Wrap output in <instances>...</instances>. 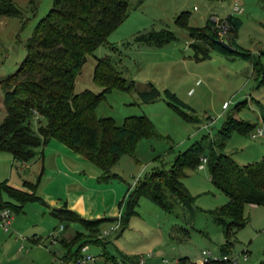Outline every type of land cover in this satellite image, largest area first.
<instances>
[{"label": "rangeland", "instance_id": "rangeland-1", "mask_svg": "<svg viewBox=\"0 0 264 264\" xmlns=\"http://www.w3.org/2000/svg\"><path fill=\"white\" fill-rule=\"evenodd\" d=\"M13 1L20 12L0 14V122L5 116L1 80L14 73L22 63L29 38L54 0ZM237 1L242 10L235 12L241 19L235 40L257 54L264 48V0ZM234 4L235 0H130L128 17L111 32L107 43L87 55L75 80V92L86 88L95 92L102 90V86L93 80V71L98 57L109 56L127 79L136 81V85L130 90L112 88L98 104L97 115L111 116L118 125H122L128 115L147 114L159 133L156 137L139 139L134 154H123L112 167L111 171L116 176L101 181L114 182L118 192L124 191L123 198L130 187L153 170L171 168L177 155L195 141H200L206 151L211 145L218 144L221 141L219 130L229 115L249 122L252 127L245 133L234 128L223 141L221 151L230 154L239 164L253 163L264 156V85H258L252 61L211 50L209 59L196 62L190 57L193 50L189 47L194 38L190 37L187 27L175 20L178 14L188 11V26L202 27L212 15L223 17L231 12ZM151 27L173 30L177 38L160 49L137 44L134 39L136 33ZM260 61L264 64V55L260 56ZM148 82L159 90L169 88L176 92L195 109L193 115L197 120H187L162 96L145 101L139 91L145 89ZM33 125L38 127V117H35ZM258 128L262 133L251 136ZM10 170L15 174L18 170L20 173L26 170L25 177L30 175L34 182H38L40 177L33 173V170H39L37 164L21 167L9 152L0 151V175ZM6 177H1L0 181ZM161 180L164 182V178ZM183 182L194 197L193 214V209L176 202L167 188V196L175 202L170 211L142 196L124 229H111L110 220L101 224V233L90 229L93 241L104 240L102 243L86 242L89 251L99 261L107 262L132 259L122 254L137 253V256H145L148 264H202L203 251L220 255L224 234L208 210L224 204L226 195L210 181L206 164L187 168ZM111 193H114L112 188L96 194L94 209H104ZM30 204L24 209L25 213L12 210L8 231L0 225V264H62L60 258L66 257L67 249L60 243L61 236L75 231L87 233L88 230L80 222L61 221L43 214L40 207L27 209ZM122 206L121 216L126 211L125 201ZM243 217L246 223L235 231L234 245L229 254H241L247 249V260L239 259L235 264H258L264 257V204H246ZM62 225L64 229H61ZM11 234L18 239H11ZM159 251L163 253L162 258L154 260L152 255ZM104 253L114 259L105 258Z\"/></svg>", "mask_w": 264, "mask_h": 264}, {"label": "trees", "instance_id": "trees-1", "mask_svg": "<svg viewBox=\"0 0 264 264\" xmlns=\"http://www.w3.org/2000/svg\"><path fill=\"white\" fill-rule=\"evenodd\" d=\"M130 7V0L53 1V6L39 20L29 38L27 54L22 63L14 73L1 80L5 116L0 122V151L10 152L15 160L28 162L37 156L40 147L56 138L97 165L102 172L101 178L108 180L116 176L111 170L117 160L125 153L134 154L139 139L159 136L147 114L128 115L122 125H118L111 116L97 115L98 104L112 88L130 90L136 85L134 79L129 80L123 75L111 57H98L94 67L93 80L102 86L100 92L89 88L80 92L74 90L76 77L87 55L108 42L111 32L128 17ZM19 12L13 0H0V14L15 15ZM188 18L189 12L183 11L175 20L187 27L190 37L194 38L189 46L194 51L195 60L210 58L211 50L251 60L258 85H264V64L260 61L264 48L255 54L236 42V32L241 25L237 15L229 13L224 17L228 25L224 40L231 45V49L214 41L213 38L219 37L211 18L202 27L188 26ZM176 38L173 30L151 27L138 31L134 39L137 44L162 47ZM139 94L145 101L162 96L179 109L187 120H197L193 115L195 109L169 88L159 90L150 85L148 89L140 90ZM35 117L39 121L37 128L33 125ZM251 127L249 122L236 120L229 115L219 130L221 141L218 144L211 145L206 151L200 141H195L177 155L171 168H157L146 178L138 180L134 187L129 188L125 198L119 201V206L125 201L126 210L120 216L119 227L124 229L127 226L142 196L149 197L170 211L175 202L169 199L165 188L176 202L191 207L193 214L194 197L183 178L186 169L199 165L201 155H206L210 181L227 197L224 204L208 210V214L221 226L224 234L220 254H229L234 245L235 231L246 223L244 206L249 203L264 204V156L253 163L239 164L221 148L234 128L245 133ZM161 178H164V182ZM23 185L27 189L10 185L7 179L0 181V209L9 207L19 212L27 202L48 204L44 197L37 194V182L25 180ZM52 213L61 219L78 221L88 230L87 233L77 231L70 239H60L67 249L66 260H74L86 242L102 243L104 238L96 241L90 238V229L100 231L99 226L104 221L117 220V217L87 219L66 205L53 207ZM76 245L78 247L74 250ZM104 256L114 259L105 253ZM202 264L233 263L210 259ZM258 264H264V257Z\"/></svg>", "mask_w": 264, "mask_h": 264}, {"label": "crops", "instance_id": "crops-1", "mask_svg": "<svg viewBox=\"0 0 264 264\" xmlns=\"http://www.w3.org/2000/svg\"><path fill=\"white\" fill-rule=\"evenodd\" d=\"M235 2L238 3L239 1L235 0ZM229 13L236 15L233 10H231V12ZM163 47L164 46L154 47L145 45V48L149 49H160ZM190 57L195 60L193 57V53L190 55ZM195 61L200 62L197 60ZM150 85L154 84L148 82V85L145 89H148ZM13 161L19 162L21 164V167H29L31 163H35L39 166V170H33V173L36 174V176L37 174H39L40 176L37 182L36 192L37 194L44 197V199L48 203H42L43 205H41L40 202H27L23 205L19 212L23 211V213H25L24 209H26L27 205L31 203L27 209H34L37 206L40 207L39 209H41V212L43 214H49L50 216L63 221L66 219H61L60 217L54 215L52 213V208H58L66 205L68 208L75 211L82 217L99 218L107 215H113V217H117V220L111 221V229H116L117 227H119L120 216L122 215L124 207L119 206L118 204L124 191L121 190L120 192H118L119 188L116 187V184L114 182H101L103 181V179L101 178V170L99 168L95 169L93 166L95 165L94 163H92L79 153L73 151L65 143L61 142L56 138H52L44 146L38 149L37 156L33 158V160H31L33 162H21L15 160L14 158ZM96 167L98 166L96 165ZM19 171L20 170H18L16 174L13 170H10L9 172H2L0 178L3 176H7L4 179H7L10 185L15 186L17 188L27 189L23 185L24 181H34L30 178V175L25 177V175L27 174L26 170H21V173ZM110 188L114 190V193H111L109 202L104 207V209H100L99 207L94 209L93 198L97 196L96 194L105 190H110ZM32 203L37 204H34V206ZM99 228L101 233V225L99 226ZM34 230H32V233L36 234L35 232H33ZM76 232L77 231H75L71 235H62L61 238L70 239L75 235ZM10 237L11 239H18V237L14 236V234H11ZM137 255V253H127L124 255L122 254V256L125 257H133L132 260H134ZM152 256L154 257V260H159L162 258L163 253L159 251L155 253V255L153 254Z\"/></svg>", "mask_w": 264, "mask_h": 264}, {"label": "built area", "instance_id": "built-area-1", "mask_svg": "<svg viewBox=\"0 0 264 264\" xmlns=\"http://www.w3.org/2000/svg\"><path fill=\"white\" fill-rule=\"evenodd\" d=\"M234 12H239L242 10L239 3L235 2V4L232 7ZM224 17H218L216 15H212L210 18L214 21L215 25V31L219 38L224 39L227 30L228 25L226 21L224 20ZM262 133V129L258 128L255 133H252L251 136L254 135H260ZM206 155H202L200 157V163L199 165L202 167L206 164ZM11 213L12 210L9 207H3L0 209V225L5 231H8L11 227ZM61 229H63V225L61 226ZM53 236L56 237V232L53 233ZM18 237V236H17ZM56 239V238H55ZM204 260L208 261L210 259H222L227 260L233 264H235L239 259L246 260L248 255V250L244 249L242 250L241 254H223V255H214L210 251H203ZM105 259V258H104ZM61 263L65 264H148L146 261V257L139 255L134 260L132 259H119L114 261L107 262L106 260L99 261V258L94 256L89 251V244L85 243L81 246L79 254L76 256L74 260H66L65 258H60Z\"/></svg>", "mask_w": 264, "mask_h": 264}, {"label": "water", "instance_id": "water-1", "mask_svg": "<svg viewBox=\"0 0 264 264\" xmlns=\"http://www.w3.org/2000/svg\"><path fill=\"white\" fill-rule=\"evenodd\" d=\"M213 39L217 44L221 45L222 47L226 49H231V45L226 40L222 38H213Z\"/></svg>", "mask_w": 264, "mask_h": 264}]
</instances>
